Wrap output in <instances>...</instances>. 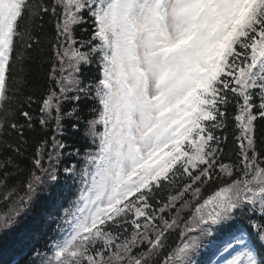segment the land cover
Here are the masks:
<instances>
[{
    "label": "snow or ice",
    "instance_id": "snow-or-ice-1",
    "mask_svg": "<svg viewBox=\"0 0 264 264\" xmlns=\"http://www.w3.org/2000/svg\"><path fill=\"white\" fill-rule=\"evenodd\" d=\"M46 18L54 87L28 95L25 110L14 99L25 83L13 76L17 47L39 44ZM230 108L239 135L225 163ZM258 120L264 0H0V137L16 136L0 141V264H37L32 233L13 234L61 165L77 192L40 264H264ZM81 121L76 147L66 124L79 135ZM37 128L45 136L20 195L8 180Z\"/></svg>",
    "mask_w": 264,
    "mask_h": 264
},
{
    "label": "trees",
    "instance_id": "trees-1",
    "mask_svg": "<svg viewBox=\"0 0 264 264\" xmlns=\"http://www.w3.org/2000/svg\"><path fill=\"white\" fill-rule=\"evenodd\" d=\"M47 21V18H46ZM54 25L51 21H47L44 25V30L39 36V44L33 42V47L27 49L25 47L26 41H21L18 43L17 53L21 56V61L16 62L13 66V76L17 81L24 80V85L20 88L19 92L16 94L15 103L17 105H23L24 109L27 110V97L30 94L33 95V100L43 93L46 88L54 87V85L49 83L48 74L51 70L52 59L54 57V49L52 47V35ZM77 38H82L79 28H77ZM98 72L96 65L93 64L90 67L84 69V77L87 80H91L92 77L97 76ZM72 103L66 101L64 108L66 111L70 110ZM31 109L33 115H38V105L32 103ZM234 111L229 109V119H228V129L225 133L227 136V147L224 155V162L230 163L236 159L237 146L234 143L236 135H239L236 129L235 122L233 120ZM21 122L23 118L21 117ZM69 128L66 134L67 143H76V147L86 143L84 139V129L83 121H81V129L79 135H73L70 125L66 124ZM219 134V133H217ZM45 133L40 131L38 128L36 131H26L25 138L28 143L25 145L26 151L17 161L20 166V170L17 172L15 167L12 168V178L8 180L9 187L15 185L19 194L23 195V182L27 179L29 170L31 169L30 158L33 155L37 144L42 138H44ZM256 137H257V147L264 150V121L258 120L256 122ZM7 140L8 143H13L16 139L15 133L10 132L7 137H0V141ZM69 164L74 163V159H69L65 157ZM48 161L45 158V166H47ZM3 191V189H0ZM77 192V186L63 172V165L60 166L59 172V182L53 188L48 191H42L37 199L35 206L29 210V212L24 216L20 225L18 226L16 233L13 235H18L19 233L29 232L32 233L31 239L29 240V245H34L35 251L29 253L28 259H36L37 264H40L39 257L46 255L47 249L45 245H51L52 240L58 235L57 224L60 223V217L63 216L64 211L70 207L71 201L74 199V194ZM207 192V190H206ZM7 211L5 207V202L0 200V213ZM194 235V234H192ZM182 242V238L178 233H172L169 237V244L172 246L178 245ZM201 255L198 257L202 262H206L208 257L211 255L208 250H201ZM213 258V257H212ZM19 259V257H17Z\"/></svg>",
    "mask_w": 264,
    "mask_h": 264
},
{
    "label": "rangeland",
    "instance_id": "rangeland-1",
    "mask_svg": "<svg viewBox=\"0 0 264 264\" xmlns=\"http://www.w3.org/2000/svg\"><path fill=\"white\" fill-rule=\"evenodd\" d=\"M216 259V257H213V260H215Z\"/></svg>",
    "mask_w": 264,
    "mask_h": 264
}]
</instances>
